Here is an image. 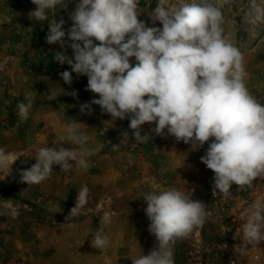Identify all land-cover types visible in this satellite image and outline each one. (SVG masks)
I'll list each match as a JSON object with an SVG mask.
<instances>
[{"label": "clouds", "instance_id": "clouds-1", "mask_svg": "<svg viewBox=\"0 0 264 264\" xmlns=\"http://www.w3.org/2000/svg\"><path fill=\"white\" fill-rule=\"evenodd\" d=\"M31 2L36 7L29 18L47 21L46 43H58L63 49L54 53V60L71 68L59 74L63 81L71 85L72 73L86 76V90L99 97L81 104L82 113L99 105L111 116L104 123L128 119L138 143L149 142L152 133L174 136L194 150L207 143L200 160L214 173L213 194L228 196L234 184L251 187L257 177H264V104L246 87L243 54L224 35L223 12L215 0H158L151 20L162 27L148 26L138 18L139 0H75L67 30L64 18L57 19L56 9L67 10L73 0ZM68 48L71 57L66 55ZM133 57L134 64L130 62ZM64 94L77 96L75 90ZM34 100L29 93L17 103L20 121L29 118ZM146 123L155 127L142 135ZM81 124L71 117L66 122V139L79 146V151L55 141V147H40L36 163L21 171L20 182L40 184L50 178L54 166L67 172L73 162L87 169V157L101 149L86 146L89 136L80 131ZM118 147L113 144L114 149ZM17 158L0 147V173L12 169ZM89 193L87 185L78 190L68 216L82 213ZM143 200L148 231L157 246L131 264H175L174 246L204 224L205 204L175 187L150 192ZM242 216L243 242L259 245L264 241V205L255 203ZM110 222L111 213L105 212L100 223ZM109 243L100 231L91 239L95 249H105Z\"/></svg>", "mask_w": 264, "mask_h": 264}, {"label": "crops", "instance_id": "crops-1", "mask_svg": "<svg viewBox=\"0 0 264 264\" xmlns=\"http://www.w3.org/2000/svg\"><path fill=\"white\" fill-rule=\"evenodd\" d=\"M35 7L31 0H0V137L3 138L0 146L14 153L18 164L31 165L30 168L36 163L38 149L55 147L53 141L79 151V146L66 139V122L71 117L83 123L80 131L89 136L86 146L101 149L87 157V169L74 162L67 172L54 166L50 178L41 182L47 193L75 203L78 190L87 185L90 193L85 207L91 214L56 227L48 242L55 252L44 255L36 264H131L134 258L149 254L157 246L148 231L150 221L143 200L146 194L175 187L188 195V184L201 191H207V186L213 188L214 173L200 160L208 144L194 150L191 144L178 142L174 136L155 133L149 142L138 143L128 119L104 123L111 116L103 113L99 105H92L91 112L82 113L81 104L99 97L86 90V76L72 73L71 85L63 81L59 74L71 68L54 60V53L63 49L58 43H46L47 21L29 18ZM74 8L75 0L68 4L67 10L56 9L57 19L63 17L66 21L65 30L72 25L68 13ZM65 42L70 43L67 38ZM66 55H73L70 48ZM130 62L134 64L135 58H130ZM74 90L76 97L64 94ZM29 93L35 96L33 108L29 118L20 121L17 103ZM49 96L53 99L49 100ZM154 127V123H146L142 135ZM123 132L129 133L122 136ZM113 144L119 147L114 149ZM259 178L264 177L253 181L257 186L248 202L245 201L248 186L234 184L230 189L228 196L237 223L244 218L245 209L258 202L263 205L264 190ZM105 212L111 213L108 224L100 223ZM97 231L108 237L107 248L91 246ZM176 250L175 244L174 261Z\"/></svg>", "mask_w": 264, "mask_h": 264}, {"label": "rangeland", "instance_id": "rangeland-1", "mask_svg": "<svg viewBox=\"0 0 264 264\" xmlns=\"http://www.w3.org/2000/svg\"><path fill=\"white\" fill-rule=\"evenodd\" d=\"M215 2L223 12L224 35L243 54L246 87L258 102L264 104V0ZM157 3L158 0H139L138 18L148 26L162 27L158 21L153 25L151 20ZM30 166H22L15 161L12 169L0 173V179L8 175L0 180V264L40 263L44 255L55 252L48 242L55 235L56 227L91 214L88 207H84L80 215L68 216L75 202L47 193L41 183H21V171L30 169ZM261 187L264 190L263 182ZM11 192L32 204L13 197L6 198ZM13 210L15 216L12 215ZM231 214L232 220L226 231L219 217L206 214L202 226L196 227L187 238L177 240L175 264H264V250L259 259L253 260L248 254L249 244L243 242L240 225L245 217L237 223Z\"/></svg>", "mask_w": 264, "mask_h": 264}, {"label": "built area", "instance_id": "built-area-1", "mask_svg": "<svg viewBox=\"0 0 264 264\" xmlns=\"http://www.w3.org/2000/svg\"><path fill=\"white\" fill-rule=\"evenodd\" d=\"M209 176L206 179L209 180ZM264 185V180H262ZM207 185V184H205ZM207 191H201L196 189L194 185L188 184V196L193 198L194 200L202 201L205 204L206 214L214 215L219 217L223 223L224 231L229 229L230 222L232 220V201L229 196H225L222 193L216 192L213 194L212 188L207 186ZM256 184L253 183L251 187H248L247 195L245 201L251 200V195L255 191ZM264 202V200H263ZM264 204V203H263ZM214 213V214H213ZM264 244L261 242L259 245H251L248 246V254L251 256L253 260L259 259L264 250ZM264 256V254H263Z\"/></svg>", "mask_w": 264, "mask_h": 264}, {"label": "trees", "instance_id": "trees-1", "mask_svg": "<svg viewBox=\"0 0 264 264\" xmlns=\"http://www.w3.org/2000/svg\"><path fill=\"white\" fill-rule=\"evenodd\" d=\"M12 189H13V188H11L10 191H12ZM5 197H6V198L13 197V198H16V199H18V200H22V201H24V202H26V203H28V204H32V202H30L29 200H25V199L21 198V196H19V194H16V192H11V194L9 193V194H7Z\"/></svg>", "mask_w": 264, "mask_h": 264}]
</instances>
